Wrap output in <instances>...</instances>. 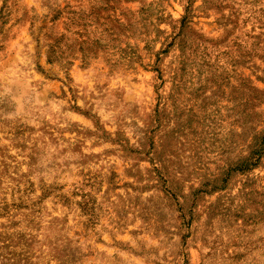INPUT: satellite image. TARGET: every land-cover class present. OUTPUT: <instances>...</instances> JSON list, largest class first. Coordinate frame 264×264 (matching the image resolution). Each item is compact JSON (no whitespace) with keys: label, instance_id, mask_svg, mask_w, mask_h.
<instances>
[{"label":"rangeland","instance_id":"374dc122","mask_svg":"<svg viewBox=\"0 0 264 264\" xmlns=\"http://www.w3.org/2000/svg\"><path fill=\"white\" fill-rule=\"evenodd\" d=\"M0 264H264V0H0Z\"/></svg>","mask_w":264,"mask_h":264}]
</instances>
